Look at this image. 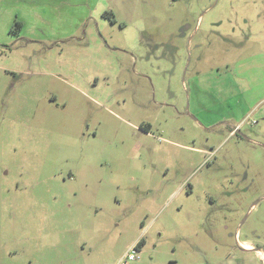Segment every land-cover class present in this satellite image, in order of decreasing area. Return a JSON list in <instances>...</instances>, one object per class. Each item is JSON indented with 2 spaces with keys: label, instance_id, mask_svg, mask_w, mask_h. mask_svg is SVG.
Instances as JSON below:
<instances>
[{
  "label": "rangeland",
  "instance_id": "rangeland-1",
  "mask_svg": "<svg viewBox=\"0 0 264 264\" xmlns=\"http://www.w3.org/2000/svg\"><path fill=\"white\" fill-rule=\"evenodd\" d=\"M139 236L129 264H264V0H0V264Z\"/></svg>",
  "mask_w": 264,
  "mask_h": 264
},
{
  "label": "built area",
  "instance_id": "built-area-1",
  "mask_svg": "<svg viewBox=\"0 0 264 264\" xmlns=\"http://www.w3.org/2000/svg\"><path fill=\"white\" fill-rule=\"evenodd\" d=\"M138 253H139V250H138L137 244H135L131 247V249L125 255V257L121 261L122 262L121 264H129L130 262L137 260Z\"/></svg>",
  "mask_w": 264,
  "mask_h": 264
},
{
  "label": "crops",
  "instance_id": "crops-1",
  "mask_svg": "<svg viewBox=\"0 0 264 264\" xmlns=\"http://www.w3.org/2000/svg\"><path fill=\"white\" fill-rule=\"evenodd\" d=\"M140 236L135 240V243L139 242L141 239H139ZM241 245L242 248L246 249V250H250L252 248L251 245H249L248 243H243V242H240L239 243Z\"/></svg>",
  "mask_w": 264,
  "mask_h": 264
},
{
  "label": "flooded vegetation",
  "instance_id": "flooded-vegetation-1",
  "mask_svg": "<svg viewBox=\"0 0 264 264\" xmlns=\"http://www.w3.org/2000/svg\"><path fill=\"white\" fill-rule=\"evenodd\" d=\"M138 244L140 245L139 246V250H141L142 246L145 244V240L141 239ZM239 246L241 247V245L239 244ZM242 248V247H241Z\"/></svg>",
  "mask_w": 264,
  "mask_h": 264
},
{
  "label": "trees",
  "instance_id": "trees-1",
  "mask_svg": "<svg viewBox=\"0 0 264 264\" xmlns=\"http://www.w3.org/2000/svg\"><path fill=\"white\" fill-rule=\"evenodd\" d=\"M140 245L138 244V247H139ZM139 249V248H138Z\"/></svg>",
  "mask_w": 264,
  "mask_h": 264
}]
</instances>
